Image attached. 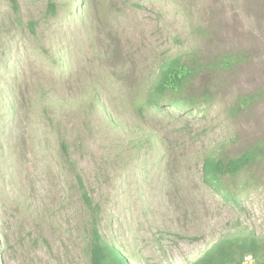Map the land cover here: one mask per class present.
<instances>
[{
	"label": "rangeland",
	"instance_id": "374dc122",
	"mask_svg": "<svg viewBox=\"0 0 264 264\" xmlns=\"http://www.w3.org/2000/svg\"><path fill=\"white\" fill-rule=\"evenodd\" d=\"M75 1L0 0L2 263L90 264L92 217L67 160L131 264L264 238V0H83L86 17ZM175 56L199 69L193 107L139 110ZM258 147L223 178L236 201L204 183L205 158Z\"/></svg>",
	"mask_w": 264,
	"mask_h": 264
},
{
	"label": "trees",
	"instance_id": "16d2710c",
	"mask_svg": "<svg viewBox=\"0 0 264 264\" xmlns=\"http://www.w3.org/2000/svg\"><path fill=\"white\" fill-rule=\"evenodd\" d=\"M15 11L19 6L17 0H10ZM74 6L81 11L82 16L89 15V8L83 0L74 2ZM77 16L74 9L72 12ZM199 73V69L192 67L183 56H175L160 65L155 81L148 90V98L145 104L139 107L163 109L166 104L173 108H189L194 104V98L186 96L188 87ZM185 95V96H184ZM182 97V98H181ZM245 104L247 102L243 101ZM188 105V107H187ZM9 114L14 117L16 109L13 104L6 105ZM60 149L68 158L69 149L65 142L61 141ZM261 148L249 149L235 158H219L209 156L203 163V181L221 197L236 201L235 195L223 188V178L235 177L243 170L250 167L259 156ZM69 170L75 175L83 204L91 214V222L88 232L87 253L90 264H131L128 258L119 248L106 242L98 229L100 208L94 204L93 198L85 187L82 176L76 164L67 160ZM0 251V264L2 263ZM246 258H251L252 264H264V238L255 233L246 235H232L223 238L211 247L199 259L190 264H246Z\"/></svg>",
	"mask_w": 264,
	"mask_h": 264
},
{
	"label": "built area",
	"instance_id": "2783aa9c",
	"mask_svg": "<svg viewBox=\"0 0 264 264\" xmlns=\"http://www.w3.org/2000/svg\"><path fill=\"white\" fill-rule=\"evenodd\" d=\"M250 262H251V258H246L245 263L247 264V263H250Z\"/></svg>",
	"mask_w": 264,
	"mask_h": 264
}]
</instances>
